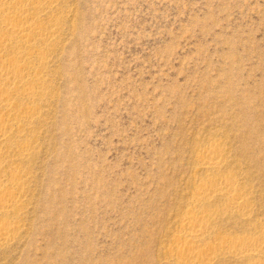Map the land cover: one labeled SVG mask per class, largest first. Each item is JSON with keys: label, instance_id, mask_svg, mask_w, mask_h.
Masks as SVG:
<instances>
[{"label": "rangeland", "instance_id": "374dc122", "mask_svg": "<svg viewBox=\"0 0 264 264\" xmlns=\"http://www.w3.org/2000/svg\"><path fill=\"white\" fill-rule=\"evenodd\" d=\"M54 14L69 18L41 69L32 182L0 264H176L167 250L184 243L193 184L211 176L195 155L218 142L253 211L248 222L222 215L200 245L255 234L264 0H61Z\"/></svg>", "mask_w": 264, "mask_h": 264}, {"label": "bare ground", "instance_id": "6f19581e", "mask_svg": "<svg viewBox=\"0 0 264 264\" xmlns=\"http://www.w3.org/2000/svg\"><path fill=\"white\" fill-rule=\"evenodd\" d=\"M60 4L61 0H0V249L21 230L20 213L33 177L27 163L40 139V100L49 95L41 69L48 66L61 23L69 18L54 14ZM218 143L195 155L199 169L211 176L193 184L178 224L183 230L177 239L184 243H173L167 252L177 257L176 264H213L223 255L264 264L263 224L242 239L216 236L201 246L211 239L213 225L222 215L248 222L253 211L245 183L223 172L228 159L225 145ZM215 201H223L220 210H212Z\"/></svg>", "mask_w": 264, "mask_h": 264}]
</instances>
